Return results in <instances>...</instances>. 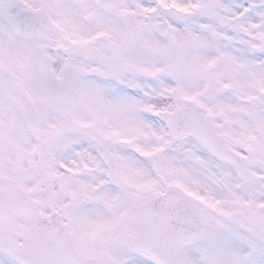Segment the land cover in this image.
<instances>
[{"label":"snow or ice","instance_id":"snow-or-ice-1","mask_svg":"<svg viewBox=\"0 0 264 264\" xmlns=\"http://www.w3.org/2000/svg\"><path fill=\"white\" fill-rule=\"evenodd\" d=\"M0 264H264V0H0Z\"/></svg>","mask_w":264,"mask_h":264}]
</instances>
